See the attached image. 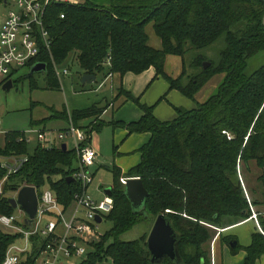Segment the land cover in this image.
<instances>
[{
  "label": "trees",
  "instance_id": "16d2710c",
  "mask_svg": "<svg viewBox=\"0 0 264 264\" xmlns=\"http://www.w3.org/2000/svg\"><path fill=\"white\" fill-rule=\"evenodd\" d=\"M263 14L264 2L260 0H109L108 5L93 0L48 2L43 25L50 45L46 48L41 44L40 53L32 60L46 64L45 71H41L45 89H60V77L54 66H62L69 56L83 74L95 76L139 74L153 67L155 76L166 79L170 89L191 99L213 75L225 73L216 94L190 110L176 108L177 117L171 121L158 120L153 106L119 88L118 95H125L143 114L137 121H113L111 125L125 127L128 133L150 134L139 149L140 162L125 174L139 177L148 195L144 208L135 210L119 181L121 170L110 167L113 208L105 215L110 228L83 264H95L103 257L112 264H209L212 234L206 224L223 228L250 217L247 187L240 177L241 170L251 165L260 169L256 181L261 191L259 199L252 198L250 203L264 207V64L249 75L245 73L248 59L264 52ZM149 23L160 39V48L148 44L145 26ZM222 35L225 47L217 63L204 55H195L191 64L201 68L186 82L182 80L184 72L177 78L165 73L167 55L183 57L188 50L206 48ZM206 61L209 65L203 68ZM27 78L31 88H38L33 73ZM48 109L52 112L49 117L30 119V124L45 125L53 118L68 120L65 109L59 112L52 107ZM102 111V107L92 105L72 110L69 116L76 127L88 128L95 122L92 130L99 131L98 117ZM87 118L94 120L86 127L78 125V121ZM24 136L19 130L0 136L1 158H27L3 183L0 213H14L4 193L23 185L49 188L59 203L68 207L73 193L81 189L77 181L67 184L65 180L76 161L74 150L68 147L63 150L61 146L48 148L38 143L30 152ZM5 174L6 169L0 168V180ZM144 212L152 220L164 214L170 221L179 237V263L167 257L151 263L146 244L148 234L130 241L121 239L146 218ZM257 212L261 230L252 233L251 242L243 247L246 252L243 264H255L264 254V215ZM15 238L0 227V263ZM219 239L228 245L231 254L240 248L237 242L230 246L236 241L232 235L219 234ZM30 240V250L18 264H33L43 246L40 236H32Z\"/></svg>",
  "mask_w": 264,
  "mask_h": 264
},
{
  "label": "built area",
  "instance_id": "2783aa9c",
  "mask_svg": "<svg viewBox=\"0 0 264 264\" xmlns=\"http://www.w3.org/2000/svg\"><path fill=\"white\" fill-rule=\"evenodd\" d=\"M50 1L3 0L2 3L9 4L10 8L0 27V83L12 79L20 68L26 67L30 70L37 63L32 60L40 53L41 44L49 48L50 39L43 25V17L45 7ZM54 70L60 77V68L54 66ZM62 73L66 74L67 70L63 69ZM66 123V127L57 131L56 138L61 141L66 138L72 140L77 166L71 169L70 176L80 184L81 189L73 193L72 202L66 207L59 203L53 190L35 187L37 206L32 224L27 223L28 215L19 205L17 207L21 218L15 213H0V227L16 236L15 241L7 246L0 264H18L22 255L30 250L32 236H40L43 240V246L33 264H83L96 251L95 244L103 235L99 233V229L105 221V215L113 208V198L104 193V188L100 186L97 191L102 192L101 199H95L88 193V188L95 179L91 167L97 156L96 148L90 145L92 126L76 127L69 114ZM0 132L6 131L0 129ZM36 134L39 144L47 147L45 131L36 130ZM24 135V140L29 143V137L25 132ZM227 136L230 138L229 134ZM51 147H55L54 139L49 141L48 148ZM26 159L25 156L0 157V168L6 169V174L0 180V197L8 175L17 172ZM127 178L120 175V183L125 185ZM19 189L20 187L15 192ZM246 197L251 210L249 218L254 219L260 229L259 213L251 205L247 194ZM97 216H100V222L97 221ZM206 225L216 229L213 239L223 231L221 228ZM95 264L112 262L103 257Z\"/></svg>",
  "mask_w": 264,
  "mask_h": 264
},
{
  "label": "rangeland",
  "instance_id": "374dc122",
  "mask_svg": "<svg viewBox=\"0 0 264 264\" xmlns=\"http://www.w3.org/2000/svg\"><path fill=\"white\" fill-rule=\"evenodd\" d=\"M63 1V0H61ZM74 1H83V0H74ZM101 5H108L109 0H93ZM10 5L0 3V27L3 23V20L9 10ZM145 31L148 35V44L155 47H160V39L154 33L152 28V23H149L145 26ZM225 47L224 35L220 36L216 41H214L211 45L203 49H190L184 55V63H185V74L183 82L187 81L188 74H194L200 70L201 67L194 66L191 64L193 57L197 54L204 55L207 60L213 61L217 63L220 57L221 50ZM176 58V62H178V67L180 71V58L173 56L170 58ZM177 59L179 61H177ZM264 64V52H258L253 57L248 59L245 73L247 75L251 74L255 69ZM173 66V65H172ZM171 65H167V71L170 73H174V68ZM203 66V65H202ZM61 71L60 76V89L59 90H49L45 89L44 83V73L43 72H33V78L38 83V88H31L29 84V79L27 75L30 70L26 67L20 68L12 77L13 80H16L13 85L8 89H3L2 85H0V129L3 131L10 130H19L24 131L29 137L28 149L31 152L34 147L39 143L37 139L36 130L45 129V137L46 142L45 146L49 147V141L54 139L55 146H60L62 141L56 138L57 131L61 129V125H63L62 121L57 119H51L45 125L43 124H30V119L39 120L44 117H48L51 115V110L48 107H52L54 111L65 109L67 112H71L75 108H83L91 105H97L100 107H104L106 102L109 103L113 101V94L111 93V82L106 81L103 87H98L101 80L104 78L101 74L96 76V80L92 83H81V77L83 75L82 70L78 67L75 61L72 60V56H69L67 60L59 67ZM66 69L67 73L63 74L62 70ZM172 75V74H171ZM178 75V74H177ZM225 73H217L213 75L195 94L194 98H189L192 104L189 107L195 108L199 103L206 101L210 96L217 93L219 85L224 81ZM157 80L164 81L162 78H157ZM165 82V81H164ZM153 84V83H152ZM151 84V87H152ZM154 86V85H153ZM153 90V89H152ZM151 93V89L147 92V94ZM183 100H189L183 97L182 95H178ZM123 97L120 96L119 99ZM147 98H140L141 102H144ZM152 104L155 103L156 100H152ZM36 103V105L32 106V104ZM114 102V101H113ZM164 103H158L154 112L157 111L158 107ZM166 104V103H165ZM59 112V111H56ZM111 109L106 113L104 119L111 120ZM162 113V112H161ZM161 115V114H160ZM165 117V116H162ZM170 118H166V120ZM92 118L86 119L81 122V125H87ZM67 123L64 121V126L66 127ZM91 126H95V122L90 124ZM92 127V128H93ZM64 128V127H63ZM68 149L73 148V143L71 138H66L63 140ZM90 145L96 149L100 150V157L95 160V165L91 167V171L95 173V179L93 184L89 186L88 193L95 199H101L102 192L97 191V187L106 188L112 185V174L110 170H108L105 166H110L111 158L114 156L115 150L114 145L112 144V127L110 125H104L100 131H93L91 134ZM114 150V152H113ZM77 166L76 161H73L71 164V168H75ZM242 177L241 181L247 187L246 194L248 195L249 200L252 198L259 199V183L256 181V177L260 173V169H258L255 165H251L249 169L241 170ZM17 192L8 191L4 193L6 197H15ZM254 207V206H253ZM255 209V208H254ZM256 210V209H255ZM263 210V209H262ZM14 213L16 216L21 218V214L19 213V207L14 209ZM146 218L138 223H136L131 230L126 232L121 236L122 240L130 241L140 238L143 234H149L151 227L153 225L154 220L149 218L150 216L145 213ZM253 222L246 223L241 225L240 227L230 231L237 235L238 242L243 245L246 243V238L248 241V235L252 233L251 226ZM206 227L210 230L212 234V239L215 236L216 229H213L206 225ZM110 228V223L108 221H104L99 229V233L103 234ZM229 231H224L223 234H228ZM211 239V241H212ZM218 241V240H217ZM222 242L218 241L216 243V247L212 259L211 264H229L223 256H221L220 244ZM240 250V251H239ZM240 252H244L243 247L238 248L237 254ZM235 253V254H236ZM238 258V257H237ZM234 263V264H238Z\"/></svg>",
  "mask_w": 264,
  "mask_h": 264
},
{
  "label": "crops",
  "instance_id": "0c3cea01",
  "mask_svg": "<svg viewBox=\"0 0 264 264\" xmlns=\"http://www.w3.org/2000/svg\"><path fill=\"white\" fill-rule=\"evenodd\" d=\"M59 1H61V0H59ZM65 1L78 2V1H74V0H65ZM160 47H161V43H160ZM160 47L155 46L154 48H160ZM173 56L180 58V64H179L180 65V71H179V69H177L178 62H176V60H175L176 58L175 57L170 58ZM177 61H179V60L177 59ZM168 64L171 66L173 65L172 67L175 70L174 73H170L169 71H167V65ZM184 68H185L184 56L183 57L177 56V55H167L166 56V59L164 62V71L168 76H170L172 78H177L178 76H180L182 74V72H185ZM196 73H194V74H196ZM155 75H156L155 69L153 67H149L148 69H146L145 71H143L139 74H135L132 72H126L123 76H120L117 73L112 74V75H108V76L104 77L98 85L99 88L103 87L105 85L106 81L110 80V82H111V84H110L111 93L113 94V101H114V102L110 101L109 103L106 102V105L104 107H102L103 108L102 113L98 117L101 120V126L99 127V131L103 128L104 125L105 126L110 125L112 127V144L114 145L115 153H114V156H112V158H111L110 166L109 167L105 166L108 170H110L111 166H116L117 168H119L121 170V175L125 176V174L132 167H134L135 165H137L140 162L141 154L139 152V149L150 138V134L147 132L128 133L125 127H121V126L113 127L111 125V122H113V121L124 122V123H130V122L137 121L141 118V116L143 114V111L134 102H132L131 100H127L125 95H123V97L121 99H119V97L122 96V95H118V90L120 87H122L125 91L130 92L133 96L138 97L139 100L141 97L147 98L144 102H141V101L140 102L147 105V106H153L154 116L160 121H171V120L176 119V117H177L176 108L187 109V110H190L193 108V107H189V106H191L192 103L189 102L191 100L188 97H186L185 95H183L182 93H180L176 89H170L169 83L167 82L166 79H164L162 76L156 77ZM191 75H193V74H191ZM189 76H190L189 74L187 76H185V77H187L186 79H188ZM158 77L164 79L165 82L164 81L161 82V80H157V82H155V80ZM183 77H184V75H183ZM151 84H152V87H151ZM150 89H151V93L147 94V92ZM178 95H182L183 97H185L186 99H189V100H183ZM152 100H156L155 103L152 104V102H153ZM158 103H164V104L160 105L158 107L157 111L154 112V108ZM35 105H36V103H35ZM87 107H90V106H87ZM87 107L75 108L73 110L84 109ZM98 107H100V106H98ZM109 109H111V112H112L111 113L112 119L110 121L104 119V116L109 111ZM56 111H61V110H56ZM69 113L70 112H67V114H69ZM162 116H165V117H162ZM44 118H46V117H44ZM166 118H170L171 120H169V119L166 120ZM53 119H57L59 121H62L63 125H61L60 127L61 128L65 127L64 121L67 122L66 120L58 119V118H53ZM87 119H89V118H87ZM84 120H86V119H82V120L78 121V125L81 127H86L94 120V118H92V120H90V122L85 126L81 125V122ZM41 130L44 131L45 129H41ZM3 135H4V133L0 132V136H3ZM63 143L66 144L64 141H62L61 144H63ZM66 148H67V144H66ZM114 150H113V152H114ZM96 151H97L96 159H98V157H100V150L96 149ZM258 187H259L258 189L260 192L261 191L260 185H258ZM88 190H89V188H88ZM104 193H106L105 188H104ZM254 208L256 209V211L258 210V211H260V213L262 215H264V207L254 206ZM250 222H253L252 226H251L252 233L260 231L255 220L251 219V218H247L244 221H241V222H238V223L228 225V226L221 228V229H223V231L220 233V235H222V236L232 235L235 237L236 242L238 243V245L240 247L247 246L251 242L252 233H251V235L250 234L248 235V241L246 238V240H245L246 243L241 245L238 242L237 235L234 233H231L230 231L240 227L241 225H244V224L250 223ZM225 230L226 231L230 230V231L228 232V234H223V232ZM217 240L220 241L219 235L215 239H212V241H210V244H209L210 262H209V264L212 263V259H213V255H214L213 250H215L216 243L218 242ZM220 251H221L220 255L223 256V258L226 261H228L229 264H234L237 262H239L238 264H243L244 258L246 256L245 251L240 252L238 254L237 253L231 254L228 245H226L225 243L220 244ZM255 264H264V254L261 255V257L256 260Z\"/></svg>",
  "mask_w": 264,
  "mask_h": 264
},
{
  "label": "water",
  "instance_id": "95a60500",
  "mask_svg": "<svg viewBox=\"0 0 264 264\" xmlns=\"http://www.w3.org/2000/svg\"><path fill=\"white\" fill-rule=\"evenodd\" d=\"M263 1L264 0H260ZM262 24L264 25V14L262 16ZM203 68L209 65V62H203ZM46 64L43 62H37L31 69L29 74L33 72L45 71ZM96 80L94 74L84 73L81 77V83H92ZM13 85L12 79L6 80L2 84L3 89H8ZM63 150L66 149V144H61ZM66 183L74 181L72 176L65 178ZM125 194L130 201L132 207L135 210L143 209L145 206V199L148 195V191L144 187L142 180L139 177H128L126 184L124 185ZM107 195L111 194V187L105 188ZM8 202L12 208H16L19 205L28 215L26 219L28 224H32L33 217L35 215L37 198L35 193V187L30 185H23L18 190L15 197L8 198ZM145 215V212H144ZM97 221L100 222V216H97ZM178 235L174 231L170 221L164 214H159L153 222L151 230L147 236L146 244L150 254L151 263H159L164 257L179 263L180 256L178 254ZM236 241L230 243L231 247H234Z\"/></svg>",
  "mask_w": 264,
  "mask_h": 264
},
{
  "label": "flooded vegetation",
  "instance_id": "af4514ba",
  "mask_svg": "<svg viewBox=\"0 0 264 264\" xmlns=\"http://www.w3.org/2000/svg\"><path fill=\"white\" fill-rule=\"evenodd\" d=\"M35 62H37V61H35ZM33 67V66H32Z\"/></svg>",
  "mask_w": 264,
  "mask_h": 264
}]
</instances>
